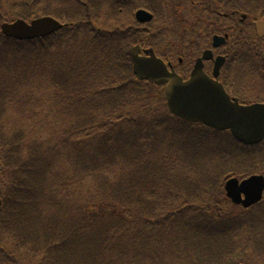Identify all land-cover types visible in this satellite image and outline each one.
<instances>
[{
  "label": "trees",
  "instance_id": "1",
  "mask_svg": "<svg viewBox=\"0 0 264 264\" xmlns=\"http://www.w3.org/2000/svg\"><path fill=\"white\" fill-rule=\"evenodd\" d=\"M220 1L228 9L229 6L238 8L244 14L264 8V0ZM105 2L118 4L121 0H64L72 8L68 9L66 17L61 10L48 7L47 0H0V25L12 20L31 21L44 16L69 24L53 36L32 41L8 39L0 33V74H9L13 66L19 64L23 74L12 78L13 85L17 83L13 90L17 92L16 88L27 86L29 91L26 97L25 92L21 95L5 90V82L0 79V165L3 176L5 175L0 231L13 234L14 240L10 245L17 236L26 248V242L38 238L45 225L54 224L55 231L60 230L61 235L41 251L42 258L38 264H76L78 260L79 264H117L125 255L132 259L133 264H166L169 260L176 264L178 261L193 264L190 262L197 258L199 248L194 249L188 245L194 243L189 232H194L193 235L201 239L205 238L202 235L203 227L211 235L215 234V230L202 222L197 223L198 216L186 221L194 231L182 227L184 221L180 216L186 218L183 212L188 209L189 205L186 204L191 202L192 196L188 195L187 201L181 194L188 186L201 182L195 174H191L188 158H192L191 170L206 169L212 165L211 151L208 152L207 147L209 138L182 134L174 129L170 133L169 127H165L162 133L157 122L143 118L133 120L125 114L122 109H132L135 98L143 93L140 84L143 82L132 74L129 54L131 45L138 43V33L132 29L106 31L98 20H91V12ZM80 7L83 11L79 15ZM260 17L264 19L263 14ZM92 22L100 30L92 28ZM79 40L84 41L79 45ZM129 41L132 44H128ZM85 45L90 49L83 47ZM129 76L130 82L125 80ZM48 80L63 91L62 104L67 100L79 103L80 98V103L92 113L79 108V114L86 116L78 126L69 124V116L63 115V123L60 125L67 127L65 133H62L64 139L56 140L55 144L48 143L54 141L37 139L29 146L22 141L20 135L5 132L6 122L3 121V116L9 111L6 95H14L11 103L15 107L25 101L23 115L18 118L22 122L33 121L35 114L33 110L27 109L26 103L32 99L33 90H45L44 84ZM104 82L112 84V87L94 89ZM133 82L140 85V88L131 87ZM144 84L151 86L153 90L159 88L153 83ZM36 101L39 103L42 100L36 98ZM37 117L38 120L46 119L41 114ZM47 117L49 118L48 113ZM111 121L115 122L113 128L108 125ZM179 121L184 125H191ZM77 128L78 133H75ZM175 129L181 130L177 126ZM234 147L226 150L228 155L250 154L238 144ZM60 152L69 154H65L66 159L71 158L70 162L65 161L70 165L69 172L60 176L65 180L67 195L56 191L52 180V177H57V173L52 175L51 157ZM145 160L147 162L141 166L132 164L134 161ZM71 164L75 167H71ZM22 173L26 175L24 182L20 180ZM224 173L223 170L222 174ZM48 174L51 178L44 182ZM120 175L121 179L117 181ZM111 183H115L114 189L142 185L140 198L134 200L129 193L109 188ZM72 186L73 189L69 191ZM86 189L91 192L95 189L98 194L104 193L105 196L102 198L100 195L98 200L101 202L108 196L115 198V202H109L114 208L111 207V211L107 212L114 211L116 214L106 215L104 211L100 214L91 213L89 209L93 208L94 201L90 200H94L95 196L84 199L82 195ZM76 192H79V196L75 195ZM173 194L174 199L181 201V204H178L176 212L174 210L167 216L166 211L170 207L175 209L170 201ZM249 222H253V219L238 223L234 218L230 221L233 223L230 226L237 227V231L244 223ZM66 228L72 230L70 241L65 240ZM185 239L189 241L188 244ZM214 242L215 240L210 239L213 247L222 252L221 257L220 260H210L207 264H220L228 253V248L221 251L214 246ZM33 244L39 248V244ZM190 248L194 253H189ZM76 250L79 251V258L72 263L70 256ZM51 252L56 255L65 252L68 259L63 262L57 259L58 262H54ZM112 254L113 261L110 263L108 259ZM17 257L16 251L0 248V264H19ZM201 258L198 254V261Z\"/></svg>",
  "mask_w": 264,
  "mask_h": 264
},
{
  "label": "rangeland",
  "instance_id": "2",
  "mask_svg": "<svg viewBox=\"0 0 264 264\" xmlns=\"http://www.w3.org/2000/svg\"><path fill=\"white\" fill-rule=\"evenodd\" d=\"M6 1L10 0H2V2ZM141 2L142 1L135 0H121V2L118 4L105 2L103 3V6L97 7L95 8L96 10H93L91 12L93 14L91 15V20H98L99 24L102 23L99 18L103 20L102 24L106 31L115 29L130 31V29H133L136 24L135 16L137 11L140 9L139 7L142 5ZM143 2L144 6L149 9L156 7L160 2L157 7L161 17L156 23L153 22L151 24H146L139 27L140 29H143L147 32V35L143 36L142 39L146 40L149 36H151L155 41L152 42L148 40V43L145 44L146 46L143 47V49H152L149 45H157L158 47H160L163 53H167L168 51L164 50L162 47L165 46L170 49L171 52H173L174 56H176V59L178 58V56H185V52L187 51V58L192 60L193 57H196V59L202 57V53L212 47L211 36V43L209 38V43H206V39L203 34L193 33L194 31L192 29V23L194 21L191 19V16L198 15L200 18H204L203 25L206 24L207 28L212 29V26L215 25V21H217V19H223L212 9L213 5H216L214 0H197L194 5L195 8L193 10L190 9V12L188 9V1L185 0H145ZM47 6L61 10V12L64 14V17H66V14L69 13L68 9L71 8V6H68L64 3V0H47ZM199 7H201V9H199ZM215 8L218 9L219 7ZM80 10L81 11L78 12L79 15L82 13L83 9L80 7ZM200 10H202V14L198 13V11ZM227 12L231 15H225L226 17H230L235 20L240 19L241 21H243L241 22V41L236 46L231 47L233 52L239 51V55H241V52H243L244 49H247L243 47L242 44L246 40L253 38L252 36L254 34L253 31L255 29L256 18L254 15H256L257 13L264 15V8L257 9V11H252L249 14L243 15L240 9H234L233 7L229 6V10L227 9ZM71 16H74V14H72ZM210 16L214 18V21L210 20ZM234 22L236 24V21ZM91 27L98 28L95 24H93V22ZM224 38L225 44L218 49L219 51H221V53L229 51V47L230 45H232V43L228 41L226 37ZM83 41L84 40H79V45L83 43ZM184 41H188V45L184 44ZM130 43L131 41L128 42V44ZM83 47L90 49V47H88L87 45ZM199 47L202 48L199 49ZM254 48L255 50L252 51V59L250 55L247 58L241 57V66H234L231 69L229 68L227 71V78H231L234 84L240 86L241 90L243 91L240 93L242 95H246V97L248 98L247 100H249L250 102H260L262 101V99L264 100V42L260 43L259 45H254ZM181 50L182 52H180ZM258 55H260V57ZM228 60L229 56L227 61ZM227 61L225 65L228 63ZM204 62L206 64L205 60ZM18 74H23L22 67H20L19 64L14 65L12 72H9V74H0V79H3L5 82V84L3 85L5 87V90H10L14 93H21V95L25 92V96L27 97V93L29 92L27 90V86H25L24 88H16L17 92L14 91L17 83L13 85L14 80L12 78L16 77ZM125 80L130 82V76ZM144 83L145 82L140 83L143 88V93L141 96L135 98V104L133 108L130 109L126 107L122 109L126 115H129L131 118H133V120L143 118L144 120H152V122H157L162 133L165 127H169L170 129L168 130L170 131V133L174 129L178 132H182V134L190 133L193 135L208 136L209 138L207 139V147L209 149L208 152L211 151L210 161L212 165L206 169L196 168L191 170L192 158H188L189 160H187V162H189L191 174H195L197 179L201 181L198 184H202L198 185L196 182V184L188 186L186 188V191L181 194V197L186 200L188 198V195H191L192 200L191 202L187 200L188 203L186 205L189 206L188 209L183 212V214L185 215L184 217L186 218L184 219L182 216H180V218L184 221L182 227L187 230H193L192 228H189V224H187L186 221H189V219H193L195 216H198L197 223L202 222L203 225H209L211 228L214 227L215 234L211 235V232L204 227L202 235L205 238H196L195 235H193L194 232H189V235L193 236L194 238L192 239L194 240V243L188 244L189 241L187 242L186 239L185 241L189 246H193L194 249L199 248L200 251H197V258L195 259V261H192L190 263L207 264L210 260H220L222 252L217 251L213 247L212 243H210L211 239L212 241L215 240L214 246L219 247L221 251L223 248L225 249V251L226 248H228V253L225 255L220 264H264V206L257 213H255L256 211L251 210L253 207L247 209L241 206H232L230 202H226L224 192V184L227 179L234 176L238 177V175L240 174H242V176L238 178L242 179L244 178L246 173H250H244V170H247L249 168V165L246 163H254L256 159H260V163L262 161L264 162V141L259 144V146L255 147H245L238 144L246 150L245 152L249 151V155H242L241 153H237L236 155H228L226 150L229 147L235 148L234 140L229 134L216 135L213 132L207 131V129L199 126H185L179 120L170 117L171 115L169 116L168 109L163 98L164 89L159 87L156 88V90H153L151 86H147ZM109 87H112V84L104 82L101 86L95 87L94 89L102 90ZM131 87L140 88V85L133 82V84H131ZM44 88V91L36 92L35 90H33L34 93L31 95L32 99L30 101H28L29 99H27V109L33 110L35 114L34 120L28 122H22L18 118L22 117L23 115L22 113L25 101H22L18 106L15 107L11 103V101L14 99V95H6L7 109L9 111L3 116V121L6 122L5 132L8 134L20 135V137H22V141L29 146L30 143L34 142L37 139H42L46 142L54 141L48 142L49 144H55L56 140L64 139L62 137V133H65L67 127H65V125H60L61 123H63V115L69 116L67 121L69 124L78 126L79 122L82 121V119L86 116L79 114V108H83V110L86 112L90 111L88 107L80 103V98L79 103L67 100L64 104H62L63 91L59 87H55L49 80L45 82ZM56 93L58 94L57 96ZM146 94H148V96ZM36 98L42 101L37 103ZM47 113L49 114V118L47 117ZM91 113L92 112L90 111L89 114ZM39 114H41L42 117L46 116V119L38 120V117L36 118V116H38ZM35 121H37V124L35 123ZM108 125L113 128L115 126V122L111 121L108 123ZM174 126H177L181 130L175 129ZM78 129L79 128L74 130L75 133H78ZM64 135L65 134H63V136ZM41 151L44 153L43 149ZM240 151L242 152L243 150ZM65 154L69 156L68 153L63 152H60L59 154H52L51 172L52 175L57 173V177H52V180L55 184V190L60 191V194L67 195V189L64 186L65 180L60 177L62 174H65V172L67 173V171L69 170L68 167H70V165L66 164L65 161L70 162L71 158L68 157V159H66ZM22 156L25 157L27 155ZM138 158H140V156ZM39 161L42 164L40 159ZM145 162H147V160L143 162L134 161L132 164L141 166ZM71 167H75V165L71 164ZM255 169L256 172H264V167L260 168V166L258 165V161H256ZM223 170L225 172L224 174H222ZM50 174L45 177L44 182H47L49 180ZM25 177L26 175L22 173V176H20V180L24 182ZM120 179L121 175L117 178V181H119ZM113 184L115 183H111L109 188L114 189ZM142 188V185H135V188L131 186H122L121 188H115L114 190L121 193H129V195H131L134 200H138L140 198V192ZM72 189L73 186L69 191H71ZM93 191L94 192H91L86 189L82 195L84 199H89L90 196L91 198L95 196L94 200H90V202L94 201L92 204L93 208L89 209L90 212L100 214V212L104 211L106 215L114 213V211L110 213L107 212V210L111 211L110 208H114L113 206L109 205V202H115V198H111L108 196L104 201L101 202L98 200H100V195L102 196V198L105 196L104 193L98 194L95 189H93ZM75 195L79 196V192H76ZM170 201L172 202V205H175V209L170 207V210L166 211L167 216L172 214L171 212H173L174 210L176 212V210H178L179 208L178 204H181V201H177V199H174V194L171 195ZM190 206H192L193 208H190ZM209 206H212V208H209ZM108 207L109 209H107ZM217 210H220V212ZM189 216L191 218H189ZM247 216L258 217H255L253 219V222L244 223L243 227H240L237 231L235 230L237 227L230 226L233 224L230 223V221L234 218L238 220V223H240L242 221H245L246 219H250V217ZM62 224L63 222H61V226ZM45 229H41L42 231H45H41L38 238L26 242V248L23 247L21 241H19L17 236L15 237V242L10 245V242L14 240L13 234L7 231H0V248L4 247L7 251L10 249V252L16 251L18 255L17 261L19 264H38L39 262H41L40 260L42 258L41 251L45 249L55 237L61 235L60 230L55 231L56 227L54 224L45 225ZM71 237L72 230L66 228L65 240L70 241ZM32 241L37 245L39 244V248H37L36 246L34 247ZM186 247L187 245L183 249H185ZM191 249L192 248L188 250L189 253H194L191 251ZM180 250L182 252V249ZM169 251L176 254L178 253V255L181 254L175 250ZM198 254L202 256L199 261ZM213 254H215V256ZM50 256L52 257L54 262H58V260L60 262H63L68 259V256H66L65 252H59L58 255L51 252ZM70 257L71 262L75 263L79 258V251H74ZM108 261L110 263L113 261V254L111 255V257H109ZM131 262L132 259L125 255L120 261L117 262V264H133ZM76 264H79V260ZM166 264L176 263L175 261L173 262L169 260V262ZM177 264L182 263L178 261Z\"/></svg>",
  "mask_w": 264,
  "mask_h": 264
},
{
  "label": "water",
  "instance_id": "3",
  "mask_svg": "<svg viewBox=\"0 0 264 264\" xmlns=\"http://www.w3.org/2000/svg\"><path fill=\"white\" fill-rule=\"evenodd\" d=\"M137 18L141 22L149 21L152 16L146 12H138ZM264 26L261 24L259 27ZM62 25L52 19L43 18L26 23L18 20L12 24H3L2 33L8 38L18 40H33L60 30ZM260 35H264V28L258 29ZM134 73L141 81H154L159 85L168 84L165 90V100L171 113L175 116L192 123L204 124L218 131L230 129L236 140L241 143L252 145L259 143L264 138V108L239 107L233 105L222 87L209 80L200 69L192 74L190 80L183 81L175 74H170L164 64L154 56L151 58H140L138 49L133 50ZM257 182L255 178L242 183L237 188L238 193L247 192L248 186ZM264 185H259L254 192V200L257 201V194L261 192ZM250 191V190H249ZM231 198L239 202L238 196ZM259 197V196H258ZM1 206V187H0Z\"/></svg>",
  "mask_w": 264,
  "mask_h": 264
},
{
  "label": "flooded vegetation",
  "instance_id": "4",
  "mask_svg": "<svg viewBox=\"0 0 264 264\" xmlns=\"http://www.w3.org/2000/svg\"><path fill=\"white\" fill-rule=\"evenodd\" d=\"M143 47V45H142ZM142 50L144 51V49L142 48ZM196 57H193L192 60L190 61L189 59H187V57L182 56L179 59V64L177 63V65H175V70L179 73V74H189L192 69H193V63L195 62ZM209 63L205 64V67L208 66Z\"/></svg>",
  "mask_w": 264,
  "mask_h": 264
}]
</instances>
